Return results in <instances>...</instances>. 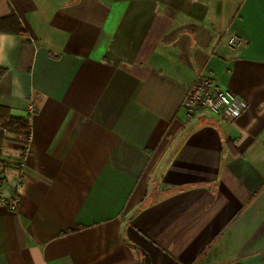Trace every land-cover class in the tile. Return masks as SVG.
<instances>
[{
    "label": "crops",
    "instance_id": "crops-1",
    "mask_svg": "<svg viewBox=\"0 0 264 264\" xmlns=\"http://www.w3.org/2000/svg\"><path fill=\"white\" fill-rule=\"evenodd\" d=\"M7 1L0 264H264V0ZM200 70L242 114L185 115Z\"/></svg>",
    "mask_w": 264,
    "mask_h": 264
},
{
    "label": "built area",
    "instance_id": "built-area-1",
    "mask_svg": "<svg viewBox=\"0 0 264 264\" xmlns=\"http://www.w3.org/2000/svg\"><path fill=\"white\" fill-rule=\"evenodd\" d=\"M234 43V39L229 40ZM246 100L240 98L228 88H222L204 71L200 70L186 89L181 101L180 108L188 118L200 114L223 119L233 120L247 108ZM33 109H28V119ZM5 131V130H4ZM29 140L22 145L21 152L16 159L5 157L0 149V206L15 210L19 202V190L23 182V165L29 151ZM13 171L14 192L11 195L5 194V186L9 181L10 171Z\"/></svg>",
    "mask_w": 264,
    "mask_h": 264
},
{
    "label": "trees",
    "instance_id": "trees-1",
    "mask_svg": "<svg viewBox=\"0 0 264 264\" xmlns=\"http://www.w3.org/2000/svg\"><path fill=\"white\" fill-rule=\"evenodd\" d=\"M0 32L26 33L7 0H0ZM24 129L25 137L23 138L20 136H22ZM7 132L16 134L13 139L25 144L29 140L30 126L26 119L10 116L3 108H0V142L2 139L10 137Z\"/></svg>",
    "mask_w": 264,
    "mask_h": 264
},
{
    "label": "rangeland",
    "instance_id": "rangeland-1",
    "mask_svg": "<svg viewBox=\"0 0 264 264\" xmlns=\"http://www.w3.org/2000/svg\"><path fill=\"white\" fill-rule=\"evenodd\" d=\"M24 134H25V129H24L23 133L21 134L22 136H20V137H23V138H24V137H25ZM4 146H5L6 148H8L9 145H8V143H6Z\"/></svg>",
    "mask_w": 264,
    "mask_h": 264
}]
</instances>
